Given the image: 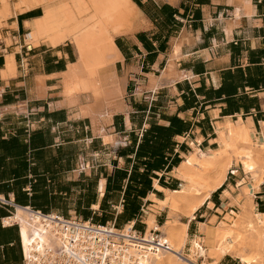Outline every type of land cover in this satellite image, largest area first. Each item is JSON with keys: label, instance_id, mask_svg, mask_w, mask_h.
<instances>
[{"label": "crops", "instance_id": "obj_1", "mask_svg": "<svg viewBox=\"0 0 264 264\" xmlns=\"http://www.w3.org/2000/svg\"><path fill=\"white\" fill-rule=\"evenodd\" d=\"M132 1L139 19L111 32L114 59L97 67L103 47L82 59L72 39H29L43 7L0 0V197L12 201L0 204V264L24 261L21 224L1 223L14 207L141 234L186 223L188 241L211 249L202 226L246 200L239 190L251 179L240 184L233 157L221 184L196 195L203 201L191 216L185 202L170 208L185 184L181 165L195 151H218L221 131L264 139V0ZM259 185L251 198L264 215ZM217 264L243 263L226 251Z\"/></svg>", "mask_w": 264, "mask_h": 264}, {"label": "bare ground", "instance_id": "obj_2", "mask_svg": "<svg viewBox=\"0 0 264 264\" xmlns=\"http://www.w3.org/2000/svg\"><path fill=\"white\" fill-rule=\"evenodd\" d=\"M99 1L101 2V0ZM103 1L106 7L103 11L104 17H107L109 20L113 18L115 20L116 14L122 17V20L120 19L122 22L118 24L114 23L113 32H125V29H132L134 27L140 17V11L132 0ZM24 2L28 3L27 7L39 4L37 0H18V5H23ZM5 3L7 4V2ZM36 25V31L29 35V39L35 38L37 41L42 28L46 33L45 41L51 43V45L61 43L66 37L63 33L65 26H63L61 15L58 12L57 6L52 2L44 4L43 16ZM77 43L79 44L82 59H85L87 57L85 42L78 40ZM115 49L113 42L109 39L101 52L94 51L96 59L93 60V63L99 66L105 61L113 60ZM117 54L119 53L117 52ZM108 63L105 62V65ZM93 67L94 65H92ZM94 69L97 70L93 68L90 71H94ZM72 89L74 90L75 88ZM219 134L220 139L218 141L221 144V148L218 151L212 154H206L203 151L197 153L195 151L196 153L193 157L188 158V161H185L181 165L178 175L183 178L185 184L180 192L173 193V197H170V208L177 209L179 208V203L185 202L187 206L185 213L191 216L197 205L201 203L200 201H203H194L196 195L201 191L206 192V195H208L210 190L221 184L233 157L240 163V166L252 173L254 178L251 179L253 181L242 186L241 191L239 190L240 197L246 196L245 201H240V211L229 212L215 225L208 226L204 224L202 226V231L206 232L213 247L211 249L207 248L201 238L195 237L190 251L186 252L189 242L186 234V223L168 222L164 227L159 228L160 233L158 236L151 231H147L146 234L142 235L135 234L131 230L132 224H129L124 229L114 230L118 234L113 236L114 241L128 242L124 255H121V263L217 264L220 257L226 251H232L241 255L243 264H264V215L255 210L251 198L253 194L252 190L259 186L261 187L259 184L264 179V139L261 142L254 141L249 135V131L244 128L240 129V133L238 134L232 129H229L226 133L221 131ZM242 141L244 146L238 148L239 142ZM246 144L247 146H245ZM223 157L227 158V160ZM217 169V176L212 181L203 179L206 171ZM232 189L234 190V188ZM4 222L6 224H21L23 249L27 257H42L48 253L49 249L63 246L65 241H89L86 240L87 236L81 237L79 232L72 231L70 228L60 229L55 223L45 219L44 216L24 207L18 211H14L12 216L4 219ZM148 222L150 227H157L151 219ZM129 235H133L131 236L133 238H130ZM247 248L251 249L250 253H246ZM177 254H180L181 257Z\"/></svg>", "mask_w": 264, "mask_h": 264}, {"label": "built area", "instance_id": "obj_3", "mask_svg": "<svg viewBox=\"0 0 264 264\" xmlns=\"http://www.w3.org/2000/svg\"><path fill=\"white\" fill-rule=\"evenodd\" d=\"M11 203L12 201L7 200L4 197H0V204L11 206ZM23 207L44 216L45 219L55 223L58 227H60V229L70 228L72 231L79 232L81 237L87 236L86 240H89L65 241L63 246H58L55 249H49L47 254L39 258L27 257L23 250L24 264H123L120 259L121 255H124L128 247V242L114 241L115 239L113 236L118 235L114 230H121L116 228L115 224L110 222L99 224L94 223L91 220L66 218L56 212L44 213L41 210L33 209L30 206ZM16 209L17 208L14 207V211ZM13 213H11L10 216H12ZM5 218L1 220V223L3 225H12L6 224L4 222ZM16 225L20 226V224ZM131 230L135 234L137 233L142 235L134 229L133 225ZM153 233L158 236L160 231H156L154 229ZM131 236L133 235H129L130 238H133Z\"/></svg>", "mask_w": 264, "mask_h": 264}, {"label": "rangeland", "instance_id": "obj_4", "mask_svg": "<svg viewBox=\"0 0 264 264\" xmlns=\"http://www.w3.org/2000/svg\"><path fill=\"white\" fill-rule=\"evenodd\" d=\"M39 6H42L44 9V4L46 2H52L58 8V12L61 15L64 34L66 35L65 39H72L77 45L78 40L84 41V45L88 47V51H91L93 48L103 47L106 43L107 38L113 32L115 24H118L122 21L121 16L116 14L115 20L107 19L103 16V11L105 10V2L101 0H37ZM25 7L28 6L27 2H24ZM103 8V9H102ZM104 17V18H103ZM119 17V18H118ZM121 17V18H120ZM118 20H117V19ZM114 21V22H113ZM118 21V22H117ZM116 22V23H115ZM115 23V24H114ZM43 31V32H42ZM42 32V33H41ZM39 33L38 40H46V33L44 29H41ZM45 33V34H44ZM44 38V39H43ZM37 40V41H38ZM87 41V46H86ZM79 47V46H78ZM100 48V49H101ZM95 51H100L96 49ZM253 179L252 173L245 170L244 167L240 166V184L246 183L249 179ZM251 179V181H253ZM250 181V182H251ZM249 184V183H248ZM158 231V230H157ZM193 235L191 236V238ZM192 241L189 240L186 252L190 251ZM181 257L180 254H177ZM243 263V262H242ZM24 264V261L23 263Z\"/></svg>", "mask_w": 264, "mask_h": 264}, {"label": "trees", "instance_id": "obj_5", "mask_svg": "<svg viewBox=\"0 0 264 264\" xmlns=\"http://www.w3.org/2000/svg\"><path fill=\"white\" fill-rule=\"evenodd\" d=\"M137 3L140 5V3L137 1Z\"/></svg>", "mask_w": 264, "mask_h": 264}]
</instances>
